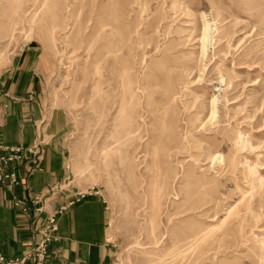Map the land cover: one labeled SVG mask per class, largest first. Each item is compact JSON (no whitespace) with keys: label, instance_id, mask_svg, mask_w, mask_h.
<instances>
[{"label":"rangeland","instance_id":"374dc122","mask_svg":"<svg viewBox=\"0 0 264 264\" xmlns=\"http://www.w3.org/2000/svg\"><path fill=\"white\" fill-rule=\"evenodd\" d=\"M28 41L114 264H264V0H0V67Z\"/></svg>","mask_w":264,"mask_h":264},{"label":"crops","instance_id":"0c3cea01","mask_svg":"<svg viewBox=\"0 0 264 264\" xmlns=\"http://www.w3.org/2000/svg\"><path fill=\"white\" fill-rule=\"evenodd\" d=\"M43 54L41 46L28 41L0 67V141L27 145L46 138L40 166L31 172L18 169L19 183L0 185V251L7 257L20 255L38 241V227L46 212L57 216V239L48 246L44 264H114L115 248L110 240V212L96 191L58 209L75 197L74 187L57 190L37 212L28 202L23 212L16 197L47 193L67 176L66 124L58 114L43 127ZM31 93V96H30Z\"/></svg>","mask_w":264,"mask_h":264},{"label":"built area","instance_id":"2783aa9c","mask_svg":"<svg viewBox=\"0 0 264 264\" xmlns=\"http://www.w3.org/2000/svg\"><path fill=\"white\" fill-rule=\"evenodd\" d=\"M0 108V113H1ZM45 142L38 138L34 143L27 145H6L0 141V185L18 184V169L21 167L27 172L38 168L43 158ZM64 189L62 185L51 186L47 193L33 194L27 198L16 197L13 200L15 207L21 211L28 210V202L35 205V210L44 211V203L57 190ZM91 191H79L67 203L61 205L58 212L63 211L75 200L84 197ZM57 216L55 212H46L38 227V241L30 248L25 249L20 255L7 257L0 251V264H44L48 246L57 239Z\"/></svg>","mask_w":264,"mask_h":264},{"label":"bare ground","instance_id":"6f19581e","mask_svg":"<svg viewBox=\"0 0 264 264\" xmlns=\"http://www.w3.org/2000/svg\"><path fill=\"white\" fill-rule=\"evenodd\" d=\"M246 143V141H244L242 144Z\"/></svg>","mask_w":264,"mask_h":264}]
</instances>
